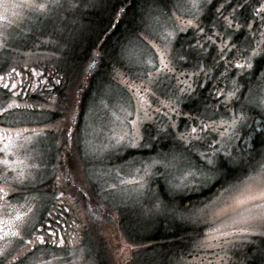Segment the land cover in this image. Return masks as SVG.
<instances>
[{
	"label": "snow or ice",
	"instance_id": "obj_1",
	"mask_svg": "<svg viewBox=\"0 0 264 264\" xmlns=\"http://www.w3.org/2000/svg\"><path fill=\"white\" fill-rule=\"evenodd\" d=\"M155 2L159 7L149 12L147 19L142 18V27L132 33L116 53V63L124 69V73H120L123 79L118 85L121 94L117 102L126 105L127 115L120 122L123 130L114 147L116 150L155 153L129 162L130 169L137 174L143 173L139 182L141 187L148 186L144 199L149 216L177 218L179 214L183 220L208 207V204L184 205L183 201L176 204L173 200H161L151 193L149 182L154 176L163 177L173 195L195 191L213 181L220 183L219 194L213 197L217 204L213 219L229 230L221 231L222 239L215 244L219 251L211 255L215 264H233L228 253L237 247L240 239L248 236L264 238V153L257 154L259 159L249 156L245 160L241 155L246 136L251 132L264 136V0H219V6L217 0ZM81 6L95 5L93 0H0L3 9L0 13V50L9 53L3 64L7 65L13 58L11 53L16 44L10 41L15 40L13 32L18 25L23 26V21L32 16L51 18L50 14L55 12L63 13L65 20L73 14L72 22L75 23L74 13L80 11ZM129 7L131 5H126L124 0H117L112 12L123 17ZM9 10H12L11 15ZM208 13H211V21L202 25ZM118 26L111 30L106 26L97 40L101 36L106 40ZM189 30L191 38L184 40L181 34ZM58 31L60 29L53 25L48 35L53 37ZM40 34L44 35L43 32ZM136 42L144 45L139 56L134 54ZM40 43L52 44L55 50L63 40L62 36H54V39ZM100 49L103 44L95 56L89 57L91 63L87 66V75L92 74ZM145 51L150 54L149 61L143 59ZM17 67L12 65L8 72L0 75V213L7 212L9 217L7 220L0 218V242H3L0 264H73L70 258L75 253L70 245L75 242L67 240L64 231L70 225L58 219L50 220L43 214L33 218L34 205L44 196L40 187L46 185L43 179L37 181L36 176L41 164L47 174V161L33 163L35 156L27 163L21 160L20 155H27L29 148L18 139L13 140V133L17 138L22 135L16 125L46 123L41 117L46 115L45 105L52 99V88L48 85L61 81L49 79L46 83L41 78L43 73L31 70V75L26 76ZM24 67L28 68L27 61ZM0 71H3L2 66ZM16 77L26 81L33 90L39 85V92L34 91L33 103H18L22 99L18 91L21 83ZM32 77H36L35 83ZM81 90L82 85L78 84L77 92L81 93ZM197 90H200V96H197ZM205 91L212 97L215 108H209L207 98L200 99ZM107 98L112 99L111 88ZM70 112L71 105L65 109L63 128L56 125L61 136L68 137L66 143L60 140L57 146L62 144L65 154L64 164L60 167L78 173L89 152L77 148L76 155H71ZM76 127L79 131V124ZM24 131L36 137L43 135L42 131L33 129ZM162 138L171 140L173 147L160 153L156 151V145ZM112 150L111 143L104 148L106 155ZM141 156H144L143 152ZM237 170L239 174H235ZM116 175L119 177V172ZM56 179L59 181L60 177ZM110 187L115 192V183ZM85 195L90 193L85 190ZM62 196L61 190L59 195L53 193L51 199L59 202ZM45 210L48 217L53 215L52 211ZM62 212L68 213L69 208H62ZM203 246V242L197 245ZM83 260L82 257L81 264Z\"/></svg>",
	"mask_w": 264,
	"mask_h": 264
},
{
	"label": "rangeland",
	"instance_id": "obj_2",
	"mask_svg": "<svg viewBox=\"0 0 264 264\" xmlns=\"http://www.w3.org/2000/svg\"><path fill=\"white\" fill-rule=\"evenodd\" d=\"M105 1L107 0H93L94 7L84 8L81 6L80 11L74 13L75 23L72 22L73 14H69L66 20L63 19V13L55 12L50 14L51 18L45 16L29 17L23 21L22 27L18 25L17 30L13 32L15 40L10 41V43H15L16 48L11 53L13 58L9 59L7 65L3 64V61L9 57V53L0 50V66L3 67L0 75L8 72L12 65H17V70L27 72L28 76L31 75V70L43 73L41 78L45 79L46 83L49 79L52 81L59 79L61 81L60 84L48 85L51 88L53 87L50 93L52 99L45 105L46 115L41 117V119L46 120V123L40 125H16L15 127L21 130L22 135L17 138L15 137V133H13L14 141L18 139L21 144L29 148L27 155H20L19 158L21 160H25L27 163L29 159L35 156L36 159L32 160L33 163H36L37 160L47 161V174H45L44 165L41 164L40 172L36 176L37 181L43 179L46 185L40 187L38 184L44 196L42 200H38L35 203V215L33 218L35 219V217L41 214L44 216L45 213H48L45 209L51 210L53 204L57 202L55 199H51L53 193L59 195L60 191H63V196L60 199L61 203L71 206L72 211L77 216L76 235L72 239L75 243L70 245V248L75 253L70 258L73 264H81L82 257L84 258L83 264H129L134 259L135 252L141 247L129 245L118 228L117 216L124 215L121 211L122 208L127 210L126 214L129 215L133 224L136 225L137 233L140 236L145 234L141 230L151 233L156 224L162 220L170 224L175 221L179 223L180 227L190 224L193 228L197 229L196 234L189 243L188 251L175 257L170 252L169 255L171 257L170 260L167 259L168 262L166 264H209V261L215 264L211 253L219 251V249L215 248V244L222 239L220 235L221 231L229 230L223 229L220 223L213 219V214L217 211V204L213 201V197L219 194V190L203 203L208 204L205 211L197 212L195 216L187 219H180L179 214L177 218L165 215L157 216L155 214L149 216L146 214L148 205L144 199V192L148 186L141 187L139 182L143 173L137 174L134 169H130L129 162L133 159L140 160L147 158L150 155H155V153H150L147 150H116L114 147L116 138H118L120 132L123 130V125L120 122L127 115L126 105L117 102V98L121 94V89L118 85L123 79L120 73H124V69L115 66L112 68L109 76L106 74L105 86L103 89L101 88L100 94L94 98V101L91 102L90 99H87V104L84 108H81L80 104L76 103L84 93L86 85L89 82L88 79L91 76L86 74L87 66L91 63L89 57L95 56L97 51H93L77 69H75L76 67L71 69L74 62L70 59L75 58L73 57L74 51L87 31L88 16L98 12ZM13 2H19V0H13ZM157 8H150L148 13ZM2 12L3 9L0 8V13ZM11 12L12 10H9V15H11ZM145 19H147V15ZM210 21L211 17L209 23ZM53 25L57 29H60L54 36H62L63 40V43L55 50H53L52 44L40 43L41 41L54 39V36L50 37L48 35V33L52 32ZM41 32L44 35H41ZM181 35L184 36V40L190 39L191 31L189 30V32ZM153 42L155 43V41ZM116 45H118V41ZM141 51H144V45L136 42L134 54L139 56ZM117 52L118 50L114 53V58L116 59H118ZM98 57L96 66L92 69V74L97 70L99 65ZM143 59L144 61H149L150 54L145 51ZM26 61L28 68L24 67ZM35 65H39V67H35ZM157 67H159L158 60ZM181 70L190 71V69ZM113 76H116L115 80L112 79ZM32 82H36V77H32ZM135 83H139V81H135ZM78 84L82 85L81 93L77 92ZM109 88H111V100L107 98ZM39 90V85L36 90L28 87L25 98L22 97L18 103L22 105L24 103H33L34 91L38 93ZM23 92L24 90H21V93ZM60 92L61 95L58 96ZM198 92L200 93V90H197L196 93L197 96H200ZM93 94L94 91L92 90L90 96ZM201 98L203 100L205 98L208 99L209 108L216 107V105L211 103L212 97L208 91H205L204 96ZM53 100L54 103L52 102ZM69 105H71V112L69 114L72 117L71 127L73 128L72 156L76 155L77 148H80L82 151L88 150L89 152L88 156L83 159L78 173H74L66 167H60V165L64 164L65 154L63 145L61 144L59 148L57 146L58 141L63 140L66 143L68 139L67 135L61 136V131L56 125L60 124V127L63 128L65 109ZM209 114L211 113L209 112ZM77 124H79V131H77ZM180 127L183 130L184 125L181 124ZM252 127H255V125H252ZM26 128L37 132L42 131L43 135L39 137L32 136L30 132L24 131ZM256 135V133L251 132L249 136L245 137V143L241 145L244 148L242 156L243 154L245 156V153L249 152L250 143ZM78 136L80 137L79 143H77ZM110 137L111 140H109ZM109 143L113 145V150L110 154L106 155L104 148ZM161 144L165 147L160 148ZM172 147L173 142L171 140L162 138L156 145V151L163 153ZM128 152H131V155H128ZM141 152L144 153L143 157L141 156ZM121 169L123 171H120ZM117 172H119V177L116 175ZM235 174H239V172ZM57 176L60 177L59 181L56 179ZM121 180L125 181V183L121 184ZM70 181L75 182L74 187L70 184ZM113 183L116 185L115 192L110 187ZM149 183L151 184V193L158 195L161 200H163L160 195L161 188L165 190L168 196L173 195L169 193L168 185L163 177L154 176ZM204 187H199L195 191L183 194L199 192ZM49 189L51 191H48ZM85 190L90 195H85ZM209 201L213 202L208 203ZM118 208L120 209V214H118ZM12 215H15V213L13 212ZM0 218L7 220L9 218L7 212L0 213ZM214 229H217V231H214ZM257 238L261 237L248 236L238 241L237 247L228 253L233 264H242L240 256L244 254V250L249 245L257 241ZM202 242L205 246L197 247ZM96 244H101L102 249L96 246ZM0 246H3V242H0ZM143 258L142 256L141 258L139 257L137 264L150 263V260L145 262Z\"/></svg>",
	"mask_w": 264,
	"mask_h": 264
},
{
	"label": "trees",
	"instance_id": "obj_3",
	"mask_svg": "<svg viewBox=\"0 0 264 264\" xmlns=\"http://www.w3.org/2000/svg\"><path fill=\"white\" fill-rule=\"evenodd\" d=\"M124 2L126 5H131V7H129L127 14L123 17H117L112 12V7L117 3V0L105 1L98 12L92 13L88 16L87 31L84 33L79 46L74 51L73 57L75 58L70 59L74 62L72 63L73 67H71V69L74 67L77 69V67L80 64H83L93 51H97L99 46L103 44V49L99 50V65L97 70L91 74L88 79V85L82 94V99L80 101L81 108H84L87 104V99H90L91 102L94 101L95 97H90L89 95L95 84L98 82H105L106 74L109 76L113 67L116 66L119 68V65L116 63L117 59L114 58V53L119 50V46H121L124 39L130 37L132 33L138 32L142 27L136 25L139 20V13L153 7H159L155 0H124ZM218 4L219 0H217V5ZM210 17L211 13H208L207 18L203 20L202 23H209ZM110 19L112 21L111 26H109ZM117 24L119 26L116 27L114 31H111V34L106 40L104 36H101L100 39L97 40V36L103 28L108 26L111 30V28ZM182 37L184 36L182 35ZM116 40L118 41V45H116ZM177 47H179V45H177ZM91 88L92 90L90 91ZM60 95L61 92L58 93V96ZM260 144V137L256 135L254 140L250 143L249 152L245 153V156L243 154V159L247 160L251 155L249 154L250 151L259 149ZM237 172L239 171L237 170ZM220 186V183L213 181L206 186L207 188L204 187L200 189L199 192L170 196H168L165 190L161 188L160 195L163 200H173L176 204H180L181 201H183L184 205H188L189 203L201 205L215 195L220 189ZM117 211L118 214H120L119 208ZM121 211L124 215L117 216L118 228L123 233V236L129 245L141 247L135 252L134 259L130 261L129 264H137L138 259L139 257L141 258V256L144 257L143 261L145 262L150 260L149 264H166L168 260H170V252L173 253L171 255L175 257L179 256V254H185V252L188 251L189 243L197 232V229L193 228L190 224L180 227L179 223H176L175 221L170 224L162 220L156 224L151 233L148 231L146 232V230H141L144 231L145 234L140 236L137 233L136 225L133 224L129 215L126 214L127 210L122 208ZM96 246L102 249L101 244H96ZM150 257L151 259H149ZM240 259L239 260L242 264H264V238H257V241L254 244L249 245L246 250H244V254L240 256Z\"/></svg>",
	"mask_w": 264,
	"mask_h": 264
},
{
	"label": "flooded vegetation",
	"instance_id": "obj_4",
	"mask_svg": "<svg viewBox=\"0 0 264 264\" xmlns=\"http://www.w3.org/2000/svg\"><path fill=\"white\" fill-rule=\"evenodd\" d=\"M23 73L26 76H28V73L27 72H23ZM16 79L18 81H20V83H21V89H26V91H27V89H28L27 82L26 81H22L20 79V77H18V78L16 77ZM21 89H18V91L20 92L21 97L25 98L26 91H24L23 93H21ZM81 99H82V96L79 99V101H81ZM201 100H202V98H201ZM71 155H73V153H71ZM53 169H54V167H53ZM70 184L73 185V187L75 186V182L74 181H70ZM75 190H76V188H75ZM64 207L69 208V212L66 213V214L62 212V208H64ZM50 211H52L53 215L51 217H48V213H45L44 217H47L50 220H57L58 219L62 223H65L66 225H70V227H65L64 228V231L67 233L66 239L67 240H72L75 237V235H76L77 216H76L75 212L72 211L71 206L63 205L61 203V201H59V203L55 202L53 204V207L51 208ZM52 226L55 227V224H53Z\"/></svg>",
	"mask_w": 264,
	"mask_h": 264
},
{
	"label": "bare ground",
	"instance_id": "obj_5",
	"mask_svg": "<svg viewBox=\"0 0 264 264\" xmlns=\"http://www.w3.org/2000/svg\"><path fill=\"white\" fill-rule=\"evenodd\" d=\"M148 10H150V9H148ZM148 10L141 11V13H139V16H138L139 20L137 21V24H136L138 27L142 26V23H141L142 18L145 19V16L147 15ZM128 39H129V37L124 39L122 41L121 46L124 45L127 42ZM104 86H105V82L104 81L101 82V83L100 82L96 83L94 88H93L94 94L92 96H90V95L89 96L90 97H97L100 94V92H101V88L103 89ZM193 107H195V106H193ZM258 136L260 137V142H261V144L259 146V149L253 150V151L251 150L250 153H249V154H251L250 156H253V154H254V156H256L257 159H259V156L257 154L264 153V136H261V135H258Z\"/></svg>",
	"mask_w": 264,
	"mask_h": 264
}]
</instances>
